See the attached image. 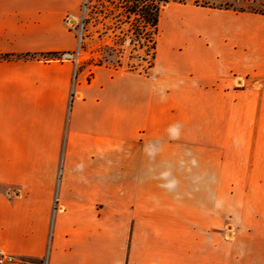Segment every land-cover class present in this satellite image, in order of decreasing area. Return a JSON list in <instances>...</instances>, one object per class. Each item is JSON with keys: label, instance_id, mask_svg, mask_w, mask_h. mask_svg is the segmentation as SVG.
<instances>
[{"label": "crops", "instance_id": "1", "mask_svg": "<svg viewBox=\"0 0 264 264\" xmlns=\"http://www.w3.org/2000/svg\"><path fill=\"white\" fill-rule=\"evenodd\" d=\"M83 1L0 0L5 264H264V13L170 0L151 71L79 69Z\"/></svg>", "mask_w": 264, "mask_h": 264}, {"label": "rangeland", "instance_id": "2", "mask_svg": "<svg viewBox=\"0 0 264 264\" xmlns=\"http://www.w3.org/2000/svg\"><path fill=\"white\" fill-rule=\"evenodd\" d=\"M136 1L138 2L135 6H140L142 0ZM209 3L212 6H219L224 2L214 0ZM129 5L130 0L83 1L79 13L71 23L78 38L79 48L76 52L78 51L79 69L93 66L98 61L109 65L108 60H112L111 64L115 66L131 68L135 72L148 69L150 61L148 49L133 47V43L137 44L138 41L131 32L134 16L127 14L126 7ZM234 5L235 8L264 11V0H239ZM113 46L119 49L117 53L112 51ZM155 62L154 71H158L157 59Z\"/></svg>", "mask_w": 264, "mask_h": 264}, {"label": "trees", "instance_id": "3", "mask_svg": "<svg viewBox=\"0 0 264 264\" xmlns=\"http://www.w3.org/2000/svg\"><path fill=\"white\" fill-rule=\"evenodd\" d=\"M170 0H142L140 6L136 5V0H130V5L126 7L127 14H132L134 16V23H131V32L134 35V38H137V44L133 43V47L137 48H147L148 52L150 53V61H149V67L148 69H152L154 66V59H155V48H156V35H157V23H158V16L159 12L162 8V6L166 3H168ZM175 1V0H174ZM178 2H184L185 0H177ZM209 1L214 0H194L195 4H201L203 6H212V4L209 3ZM218 8H234V4L231 2H224L223 4L219 6H213ZM239 11H252L257 13H264L263 10H256L254 8H237ZM127 18V17H126ZM129 19V18H127ZM137 45V46H136ZM112 51H116V53L119 51V49L116 48V46L111 47ZM133 48V49H134ZM46 56H55L53 54H47ZM4 58H7V56H4ZM110 65L115 66L111 64L112 60H108ZM97 64H101V61H98ZM115 67H119L115 66ZM131 71L133 69L127 68ZM143 70L140 71L142 73H147L149 70Z\"/></svg>", "mask_w": 264, "mask_h": 264}, {"label": "built area", "instance_id": "4", "mask_svg": "<svg viewBox=\"0 0 264 264\" xmlns=\"http://www.w3.org/2000/svg\"><path fill=\"white\" fill-rule=\"evenodd\" d=\"M58 59L62 61H68L70 60L73 62L74 66L76 67L79 60H78V51L76 52H63L60 55L57 56ZM13 258L11 256H0V264H5L8 262H11Z\"/></svg>", "mask_w": 264, "mask_h": 264}]
</instances>
